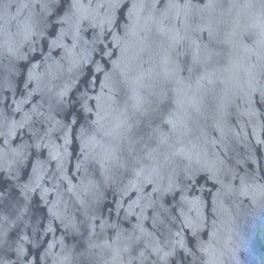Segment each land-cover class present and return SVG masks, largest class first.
<instances>
[{
	"label": "water",
	"instance_id": "obj_1",
	"mask_svg": "<svg viewBox=\"0 0 264 264\" xmlns=\"http://www.w3.org/2000/svg\"><path fill=\"white\" fill-rule=\"evenodd\" d=\"M0 264H264V0H0Z\"/></svg>",
	"mask_w": 264,
	"mask_h": 264
}]
</instances>
